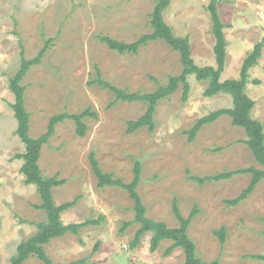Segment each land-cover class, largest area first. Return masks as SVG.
I'll return each instance as SVG.
<instances>
[{
	"label": "rangeland",
	"instance_id": "374dc122",
	"mask_svg": "<svg viewBox=\"0 0 264 264\" xmlns=\"http://www.w3.org/2000/svg\"><path fill=\"white\" fill-rule=\"evenodd\" d=\"M158 0H0V264H10L18 244L35 234L47 219L36 205L41 196L36 185L26 184L23 159L16 158L25 144L16 134L17 119L11 106L15 95L10 78L18 71L21 53L33 58L50 41L41 63L33 65L22 83L30 112V134L47 131L50 118L59 113H79L91 107L97 117L84 118L87 133L79 136L76 123L66 119L42 148L40 166L45 176L59 175L65 183L53 188L57 204L76 199L62 213L65 223L83 222L103 215L100 224L77 234L67 233L45 245L54 262L85 259L83 264H182L183 248L167 252L172 240L150 249L151 234L132 241L139 224L122 230L135 217L129 192L118 186L100 188L90 164L94 153L100 166L129 183L137 161L142 165L137 189L147 216L179 225L173 210L176 200L188 217L194 208L188 234L205 261L222 264H264V179L236 206L235 198L250 182L251 174L236 173L203 184L191 175L209 176L250 166L261 167L246 144L244 128L229 115L204 125L189 141L186 131L213 110L233 105L228 93L207 96L208 81L189 75L190 91L183 99V85L160 100L154 114L155 129L127 132L129 120L142 116L147 104L116 100V94L92 81L101 78L129 92H151L179 75V51L164 40L150 41L138 52L119 53L102 36L133 42L153 31L151 13ZM211 0H171L164 19L177 36H188L192 57L200 66L216 65L215 37L208 10ZM218 10L227 45L221 79L238 78L247 54L264 39V0H220ZM259 83H255V80ZM256 104L254 118L264 123V48L258 64L250 69L246 89ZM226 228V240L215 231ZM97 247V248H96ZM96 248V249H95ZM23 264H45L30 256Z\"/></svg>",
	"mask_w": 264,
	"mask_h": 264
},
{
	"label": "trees",
	"instance_id": "16d2710c",
	"mask_svg": "<svg viewBox=\"0 0 264 264\" xmlns=\"http://www.w3.org/2000/svg\"><path fill=\"white\" fill-rule=\"evenodd\" d=\"M220 0H211L208 5V10L211 14L213 25L212 32L215 37L214 52L216 56V65L200 66L195 63L192 52L191 43L188 36H177L174 34L172 27L164 19V10L170 5L171 0H158L153 12L151 13V25L153 31L143 34L133 42H124L109 36H102L101 40L105 42L110 49L116 50L119 53L138 52L139 48L148 44L150 41L162 39L166 41L172 49L180 52L183 70L179 75L170 76L165 84L159 85L151 92H129L115 85L110 84L101 78L100 70L98 78L93 80V83H99L102 87L115 92L116 100L124 101H142L147 104L145 113L137 119L129 120L127 132L133 133L142 127H148L149 130L155 129L154 114L158 102L167 98L174 93L180 86L183 85V99L186 100L190 91L189 75H195L198 80L208 81V86L205 90L207 96H213L218 93H228L233 98V105L223 107L211 111L209 114L202 116L196 124L186 131L189 141H193L198 131L206 124H209L223 115H229L232 118V123L245 129L247 134L246 144L253 152L256 160L261 167L250 166L247 168L231 171L228 173H218L209 176L191 175V179L197 180L203 184L207 181H219L224 178L232 177L236 173H249L251 179L246 188L235 198L226 199V203L230 206H236L248 198L257 185L264 179V123L253 117L252 111L255 107V100L252 99L246 89L247 83L250 80V69L258 64V60L262 56L264 48V39L259 41L252 51H250L243 61L240 76L238 78H230L222 80L221 76L225 70L227 45L223 23L218 4ZM46 41L45 46L40 50L38 55L33 58H27L24 55V50L21 53V64L18 71L10 78L9 87L15 95V101L11 104L15 117L17 119L16 134L25 144V150L18 153L16 158L23 159L21 172L25 176L26 184H34L41 196V203L37 204L38 208L44 209L47 219L38 223V230L35 234L27 239L22 240L15 254L11 258L10 264H23L30 256L39 257L45 264H83L85 259L72 262H54L47 254L45 245L53 238L62 237L71 232L77 234L80 229L88 225L100 224L103 215L96 219H87L83 222L65 223L62 219V213L76 204V199L57 204L54 198L53 188L65 183V179L59 178V175L45 176L42 173L40 166V158L42 148L49 142L51 136L55 134L56 125L66 119H72L76 123V133L79 136H85L88 125L84 118L92 115L97 117V113L92 111L91 107H87L79 113H59L50 118L47 131L38 137H33L30 134V117L31 114L26 108L25 90L26 86L22 83L29 69L36 64L41 63L46 50L49 48L50 41ZM259 83V80H255ZM90 164L94 174L98 179V186L104 188L106 186H118L129 192L130 197L134 202L135 217L133 220L126 221L122 230L126 227L137 223L139 228L136 231L132 241V246L140 243L143 235L151 234L150 249L155 251L163 240H172L173 243L168 247L167 252H171L176 247H181L185 253V261L182 264H222L220 259L213 261H205L197 254V245L188 234V228L192 219L198 214L199 209L194 208L188 217H185L175 200L173 204L174 213L178 219L179 225L170 227L165 221H158L147 216V207L137 189L141 182L142 165L139 161L136 162L134 168V178L127 183L122 178L115 177L112 172L105 171L99 164L94 153L90 155ZM222 243L226 240V228L221 227L215 231ZM97 248V247H96ZM95 248V249H96ZM259 259L264 258L263 255H253Z\"/></svg>",
	"mask_w": 264,
	"mask_h": 264
}]
</instances>
